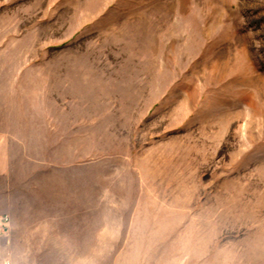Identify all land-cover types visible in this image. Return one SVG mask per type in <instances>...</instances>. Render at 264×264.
I'll use <instances>...</instances> for the list:
<instances>
[{
	"label": "rangeland",
	"instance_id": "1",
	"mask_svg": "<svg viewBox=\"0 0 264 264\" xmlns=\"http://www.w3.org/2000/svg\"><path fill=\"white\" fill-rule=\"evenodd\" d=\"M10 75L66 122L12 147L0 264H264V0H0Z\"/></svg>",
	"mask_w": 264,
	"mask_h": 264
},
{
	"label": "crops",
	"instance_id": "2",
	"mask_svg": "<svg viewBox=\"0 0 264 264\" xmlns=\"http://www.w3.org/2000/svg\"><path fill=\"white\" fill-rule=\"evenodd\" d=\"M16 88L15 76L0 77V201L11 200L10 203L17 199L12 198L7 189L12 173V147L34 145L33 139H41V142L37 144L42 147L60 145L65 138L63 131L66 122V109L58 102L50 107L31 109L32 111L17 108L16 97L12 96ZM27 139L30 141L27 142ZM56 206L59 210L63 205L57 204ZM42 209L44 210V206ZM16 215L13 207H0V216L8 217V232L12 230V221L16 219ZM59 216L60 214L56 217Z\"/></svg>",
	"mask_w": 264,
	"mask_h": 264
},
{
	"label": "built area",
	"instance_id": "3",
	"mask_svg": "<svg viewBox=\"0 0 264 264\" xmlns=\"http://www.w3.org/2000/svg\"><path fill=\"white\" fill-rule=\"evenodd\" d=\"M8 227V217L0 216V239L6 234Z\"/></svg>",
	"mask_w": 264,
	"mask_h": 264
}]
</instances>
